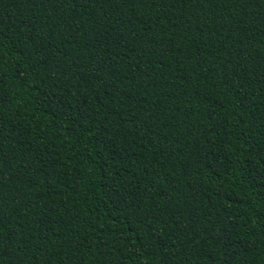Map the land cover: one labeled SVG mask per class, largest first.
I'll use <instances>...</instances> for the list:
<instances>
[{"label": "trees", "instance_id": "obj_1", "mask_svg": "<svg viewBox=\"0 0 264 264\" xmlns=\"http://www.w3.org/2000/svg\"><path fill=\"white\" fill-rule=\"evenodd\" d=\"M0 264H264V0H0Z\"/></svg>", "mask_w": 264, "mask_h": 264}]
</instances>
